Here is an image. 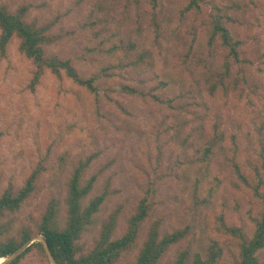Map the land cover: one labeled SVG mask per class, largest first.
<instances>
[{
	"label": "rangeland",
	"instance_id": "obj_1",
	"mask_svg": "<svg viewBox=\"0 0 264 264\" xmlns=\"http://www.w3.org/2000/svg\"><path fill=\"white\" fill-rule=\"evenodd\" d=\"M244 2L248 21L228 29L247 62H235L220 39L209 44L210 10L186 11L189 0H1L12 13L26 7L25 21L47 28L46 55L97 77L98 92L50 70L35 81L17 38L0 50V196L44 168L34 196L0 218V233H38L53 201L64 225L70 176L91 158L87 202L107 199L77 242L80 254L92 251L114 212L122 237L147 198L139 241L120 264L135 263L155 223L162 234L187 230L159 264L211 240L223 251L217 264H233L240 243L224 227L252 236L264 207L255 195L257 187L264 194V0ZM257 256L264 264V248ZM20 264L51 262L33 252Z\"/></svg>",
	"mask_w": 264,
	"mask_h": 264
},
{
	"label": "trees",
	"instance_id": "obj_2",
	"mask_svg": "<svg viewBox=\"0 0 264 264\" xmlns=\"http://www.w3.org/2000/svg\"><path fill=\"white\" fill-rule=\"evenodd\" d=\"M251 6L255 5L250 0ZM208 7L209 13V44L212 46L216 39L223 48H227L235 62H247L241 60L238 52L240 42H234L228 24H238L246 20V13L249 8L244 0H189L185 7L186 11L201 10ZM27 8L22 7L12 13L1 5L0 0V50L6 53L12 41L19 39V50L36 68L35 81H38L45 70H50L56 76L65 74L76 85L97 93V77H82L70 60H62L57 56H47L45 47L52 40L47 36L46 27H37L36 24H29L25 21ZM125 90H130L124 87ZM133 91V90H131ZM91 158L80 164L70 176L66 198V219L60 217L59 203L53 201L42 217L38 233L26 227H21L16 234L0 233V257H9L20 247L30 241L36 235L43 236L57 262V264H120V259L129 249H132L139 241L141 225L147 219L150 212V205L147 198H143L128 222L126 233L122 237H116L117 214L114 212L109 219L103 223L99 239L96 245L87 254H80L77 244L83 233L95 223L96 216L100 213L103 204L107 199L104 192L93 196L88 202L96 184L93 177L83 181L86 167L90 164ZM238 175L247 182L239 164L236 163ZM42 165L38 166L26 179L18 191L7 189L0 196V218L7 213H16L34 196L41 176ZM262 184V180L260 181ZM256 188L255 195L264 204V194H259ZM255 230L252 236H247L243 228L224 227V231L238 238V257L233 264H260L258 253L264 248V207L259 217L254 220ZM1 232V231H0ZM4 233V232H3ZM187 236V230L177 229L172 233L162 234L160 225L155 223L149 230L146 240L142 243L139 254L134 264H159L161 258L175 245ZM37 253L40 257L48 259L45 247L42 242H35L26 248L19 258L11 264H20L21 260L31 254ZM223 254L220 244L211 240L210 244L203 251L191 253L181 252L172 264H217Z\"/></svg>",
	"mask_w": 264,
	"mask_h": 264
},
{
	"label": "water",
	"instance_id": "obj_3",
	"mask_svg": "<svg viewBox=\"0 0 264 264\" xmlns=\"http://www.w3.org/2000/svg\"><path fill=\"white\" fill-rule=\"evenodd\" d=\"M35 242H42L44 247H45V250H46V253H47V256L49 258V261L51 262V264H57L50 248H49V245L46 241V239L39 235V236H35L33 237L30 241H28L27 243H25L22 247H20L14 254H12L11 256L9 257H2V258H5L6 259V264H11L13 261H15L17 258H19L21 256V254L25 251L26 248L30 247L32 244H34Z\"/></svg>",
	"mask_w": 264,
	"mask_h": 264
},
{
	"label": "bare ground",
	"instance_id": "obj_4",
	"mask_svg": "<svg viewBox=\"0 0 264 264\" xmlns=\"http://www.w3.org/2000/svg\"><path fill=\"white\" fill-rule=\"evenodd\" d=\"M6 262H7V261H6L5 258H1V257H0V264H6Z\"/></svg>",
	"mask_w": 264,
	"mask_h": 264
}]
</instances>
